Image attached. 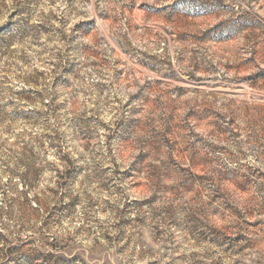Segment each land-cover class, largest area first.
Listing matches in <instances>:
<instances>
[{
  "label": "rangeland",
  "instance_id": "obj_1",
  "mask_svg": "<svg viewBox=\"0 0 264 264\" xmlns=\"http://www.w3.org/2000/svg\"><path fill=\"white\" fill-rule=\"evenodd\" d=\"M0 264H264V0H0Z\"/></svg>",
  "mask_w": 264,
  "mask_h": 264
}]
</instances>
